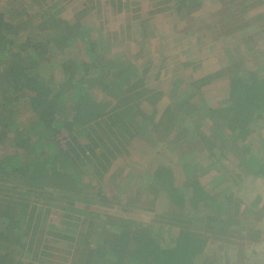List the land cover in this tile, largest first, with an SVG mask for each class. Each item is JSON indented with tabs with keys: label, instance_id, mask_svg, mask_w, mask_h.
Returning <instances> with one entry per match:
<instances>
[{
	"label": "trees",
	"instance_id": "trees-1",
	"mask_svg": "<svg viewBox=\"0 0 264 264\" xmlns=\"http://www.w3.org/2000/svg\"><path fill=\"white\" fill-rule=\"evenodd\" d=\"M63 1L81 7L70 16L61 0H0V264H264V201L257 194L247 202L241 190L244 173L245 181L254 179L252 187L264 182V154L245 142L253 126H264V55L252 35L242 39L245 51L262 57L253 59L255 67L244 65L236 47L231 53L223 45L226 65L207 74H194L201 56L194 67L176 59L165 91L147 85L146 74L158 77L177 54L144 50V32L134 36L136 52H113L108 23L128 15L145 30L143 24L155 26L162 14L178 27L176 40L188 34L201 45L204 29L193 24L203 23L196 12L207 0ZM212 1L218 6L210 22H234L228 31H244L236 21L264 5ZM146 4L152 9L142 15ZM255 15L252 23L262 26L264 38V14ZM91 16L94 21L87 22ZM120 26L116 37L122 41L130 36ZM151 28L150 37L158 38V28ZM80 41L86 59L69 54ZM157 57H163L160 68ZM218 80L227 81V92L211 106L206 87ZM95 89L104 97H95ZM163 97L167 104L155 119L144 105L154 109ZM22 107L33 117L23 119ZM146 136L176 159L172 166H152L141 188L151 199L147 210L157 212L158 203L165 210L148 223L77 208L76 202L88 200L125 209L114 180L118 172L110 169L134 139L146 143ZM258 141L264 146L262 135ZM229 155L238 171L224 164ZM209 173L205 185L201 177ZM54 206L63 210L59 220L68 227L47 221ZM54 239L65 247H53Z\"/></svg>",
	"mask_w": 264,
	"mask_h": 264
},
{
	"label": "rangeland",
	"instance_id": "rangeland-1",
	"mask_svg": "<svg viewBox=\"0 0 264 264\" xmlns=\"http://www.w3.org/2000/svg\"><path fill=\"white\" fill-rule=\"evenodd\" d=\"M4 2L5 0H1V3L4 4ZM61 2L66 7V9L71 12L70 16L73 15V12L76 11V9H80L81 7V4L78 6V2L76 6H70V7L67 3H65V1L61 0ZM217 6H218L217 3L213 2L212 0H207L202 10L201 11L198 10L196 12V15L200 14L204 18L203 20L200 19L201 20L200 23L203 22L202 24L199 23L193 24V26L196 29L197 28L204 29L203 37L201 38L202 41L204 42L201 45L198 44L195 45V42H193V38H189V37L187 38L188 34L181 41L176 40L175 39L177 37L176 31L178 27L172 28L174 26L173 22L162 14H160L161 17V19L159 20L160 23L157 21L155 23V26L154 24H148V23L143 24L142 29L145 28V30H141L139 24L132 25L131 24L132 21L129 20L130 16L120 15L118 16L119 17L118 20L111 21L112 26L109 23L107 26L108 30L112 31L111 33L113 34V37L110 38L113 44L112 51L120 53L122 51H125V49L128 50L130 49V47H132V50H134L133 53L136 52L137 45L139 44L134 40V36L138 35V33L140 32H144L145 35H147L145 40L146 43H144L142 47L144 50H147L148 48H150V46L154 47L156 53L158 52L163 53L164 57L167 58L171 55L174 56L175 54H177V57H174L171 63L169 62V60L166 61V66H164V69L161 70L158 77H155L154 76L155 74L151 72H148L146 74V75L151 74L150 76L151 78H147L146 80L147 85H151L153 87L155 84V88L158 89L162 88L165 91L168 88L167 86L170 84V77L172 73L168 69L172 67V63L179 64L178 62H176V59L184 58L188 61H191L190 66L194 67L196 63L193 62L199 61V58L201 56L203 60L202 65L197 70H193V71L194 74H196L197 72L204 70L206 71L204 74H207L209 71L216 70L220 67L222 68L226 65L227 56H226V51H224L223 45L227 46L228 50L231 51V53H234V48L236 47L242 57V61L244 65L249 68L255 67L256 62H254L255 60L253 59L254 58L259 59L262 57L256 56L253 53L245 51L244 48L245 41L242 39V37H244V35L251 34L253 37L251 41L255 45V50L264 55V38H262L263 36L262 33L258 31L259 29L261 30L262 26L256 27L252 23V18L256 17L255 14H261V13L264 14V5L258 6L248 15L245 14L242 15L241 16L242 18L240 17L241 19L239 21L238 20L236 21V24L238 23L239 26L245 28L244 31H241L240 29L239 31H237L238 29L235 31H228L227 30L228 28L234 26V22L225 21L226 23L221 26L220 25L221 21L220 22L218 21V17H216L214 23H211L210 21L211 19L214 18V15L213 13L210 12H214ZM151 9L152 8L148 4H146L142 8L143 10L142 15H146L147 10L149 11ZM93 17L94 16L87 18V22H91L92 20L94 21ZM247 21H249V24L246 25L245 23ZM120 24L121 25L125 24V27L130 36L122 41H119L116 37L118 35V28L121 27ZM151 25L154 27V29L158 28V30H156V34L158 38L154 36L153 38L150 37V35L154 33V31L151 28ZM216 35H220L221 37L217 40L215 38ZM157 47L159 51H157L156 49ZM83 49H84V45L80 41L79 46L71 49L72 51L69 54L70 56H74L76 58L81 57L82 55V57H85L86 59V55ZM80 50L82 52H79ZM161 58L163 57H157L158 60L156 62L159 63ZM224 60L225 62L223 63ZM141 63L142 65H144V60ZM157 66L158 68H160L159 66H161V64L159 63V65L157 64ZM150 71H155V68H153ZM57 73H58L57 71H54L53 77L50 76L54 80V82L58 81ZM190 74L191 73H187L183 81L186 80L188 81V77ZM227 86L228 83L226 80H218L207 86L206 89L207 90L209 89L207 96H205L207 103L211 106L219 105L221 101L220 96L225 95V93L227 92L226 91ZM93 94L95 95V97H102V98L104 97L103 94L97 89L93 91ZM166 97H163L159 101H157L158 104H156V106L154 107L157 113L153 111L154 109L150 105H144L145 107L144 110L148 113L154 114L155 119H158V117L161 115L162 110L167 104ZM20 115L23 117V119L28 117H33V114L31 113L30 109H28L27 107H22V112ZM252 128H253L252 132L251 134H249V136H247L245 142H247V140L248 142L249 141L252 142L251 149L254 153L264 154V146H261V144L258 141L260 140L261 135L264 138V126H259V127L253 126ZM146 140L147 141L145 143L141 140H138V138L134 139L130 144L129 153L120 156L116 161H114L110 169V171L116 170L118 172L117 177H115L114 180L117 181L118 184L117 186V190L119 193L118 198L121 201V205H125V209L123 208L121 209V206H117V205L116 207H111V206L98 205V204L96 205L91 203L89 204L88 200L87 203H85L86 201L84 200H79L78 202L75 203V206L77 208L87 207V209L91 210V212L98 213L100 217L115 215V216L126 217L128 219H132L136 221L144 220V221H148V223H150L149 221H152L156 218V214L159 213L160 210H165L164 208L165 206L162 205V203L161 205L160 203H158L157 206L158 208L156 209L157 212H151L150 210H147L148 207L152 206L151 199L146 198V193L141 188L147 186L146 175L149 174V171H151L150 168L152 166H155L160 163H165L172 166L174 165V161L176 159L173 155L169 153L170 151L167 148L163 147L160 143H158L157 146H155V144L152 145L153 140L147 139V136H146ZM165 150H167L168 152ZM224 164H226V167L230 171L232 172L235 170L238 171L237 170L238 161L236 157H234L233 155H229L228 158L224 161ZM110 171L108 172V174L105 175V182L111 177ZM248 177L249 176L244 173L242 174V179H241L242 180L241 190H243L245 196L247 195L246 201L247 202L253 201L257 197V194L261 195L262 197L261 202L264 201V182L262 184H258L255 187H252L251 184L254 182V179L253 180L249 179L248 181H245L246 179H248ZM210 178H211V173L202 176L201 180L205 185H208ZM122 190H124L123 193ZM125 194L129 196L128 199H125L126 196ZM261 202L259 205H261ZM62 214H63V210L60 209L58 206H54L52 207V210L48 215V219L50 221L49 220L47 221L51 223L53 222L56 224H60L61 226H63L64 223L61 224L60 223L61 221L59 220L62 218ZM71 214L78 215L80 217L82 216V214H77L73 212H71ZM72 220H70L71 223L73 222ZM83 221L80 222L79 220L78 222L80 226L79 229L81 230L85 229L84 226L85 224H83ZM74 222L77 223L76 220H74ZM68 226H63V227H68ZM161 235L162 232H160L158 236L160 237ZM162 237L163 235L160 238L162 239ZM51 245L53 247H58V248L65 247L64 244L57 239L52 240Z\"/></svg>",
	"mask_w": 264,
	"mask_h": 264
}]
</instances>
